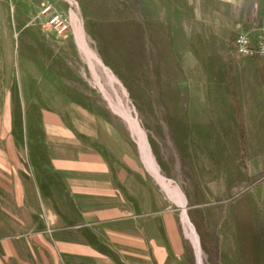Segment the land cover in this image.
I'll return each mask as SVG.
<instances>
[{
    "label": "rangeland",
    "instance_id": "374dc122",
    "mask_svg": "<svg viewBox=\"0 0 264 264\" xmlns=\"http://www.w3.org/2000/svg\"><path fill=\"white\" fill-rule=\"evenodd\" d=\"M6 2L3 31L19 64L0 100L16 107L19 132L29 118L34 137L17 143L24 164L27 149L39 165L48 158L39 118H62L135 158L185 210L202 264H264V86L232 88L227 78L264 58L233 51L238 33L264 43V0ZM131 121L183 207L146 166Z\"/></svg>",
    "mask_w": 264,
    "mask_h": 264
},
{
    "label": "crops",
    "instance_id": "0c3cea01",
    "mask_svg": "<svg viewBox=\"0 0 264 264\" xmlns=\"http://www.w3.org/2000/svg\"><path fill=\"white\" fill-rule=\"evenodd\" d=\"M5 3L0 92L19 64L3 31ZM255 62L227 75L232 88L264 86V58ZM15 108L0 100V264H194L180 212L135 158L47 115L38 124L48 158L39 165L27 149L25 165L17 143L34 136L26 113L19 132Z\"/></svg>",
    "mask_w": 264,
    "mask_h": 264
},
{
    "label": "bare ground",
    "instance_id": "6f19581e",
    "mask_svg": "<svg viewBox=\"0 0 264 264\" xmlns=\"http://www.w3.org/2000/svg\"><path fill=\"white\" fill-rule=\"evenodd\" d=\"M79 43L83 47V48L81 47L82 49L88 50L86 48L85 43L82 40H80ZM128 117L129 116L127 115L126 118L129 120ZM132 123H134L133 124V127H132V130L137 135L138 144H139V147L141 149V152H143L144 159H145V162L147 164L146 166H148L150 168V170L152 171V173L154 175H156L160 179V181L163 183V185H164V182H163L164 179L161 176H159V174H158L159 172L157 173L156 164L154 163V161H153V159L151 157V154H150V151H149V147H148L147 142L145 140L146 137L144 136L143 132L140 130V128L138 127V125H135L136 124L135 122H132ZM164 189L167 192V194H169V196H171L173 198L174 202L178 206L183 207L185 200H184L183 195L181 194V192L177 188H169L168 185H164ZM180 216H181L182 225L185 228L184 230H185L186 235H187V236L186 235L185 236L189 238V240H190V242H191V244L193 246V249L195 251L196 261H197L196 263L197 264H202L201 255H200V249H199V245H198L197 238L194 235V232H193V230L191 228V225L188 222L187 217H186L185 213L183 212V210H181Z\"/></svg>",
    "mask_w": 264,
    "mask_h": 264
},
{
    "label": "built area",
    "instance_id": "2783aa9c",
    "mask_svg": "<svg viewBox=\"0 0 264 264\" xmlns=\"http://www.w3.org/2000/svg\"><path fill=\"white\" fill-rule=\"evenodd\" d=\"M58 18H54L53 21H57ZM58 27L61 30L65 29L62 21H58ZM233 51L238 56L244 57H255L264 55V43L259 42V44L255 47L253 46L248 37L242 33H238L235 35L233 40Z\"/></svg>",
    "mask_w": 264,
    "mask_h": 264
},
{
    "label": "water",
    "instance_id": "95a60500",
    "mask_svg": "<svg viewBox=\"0 0 264 264\" xmlns=\"http://www.w3.org/2000/svg\"><path fill=\"white\" fill-rule=\"evenodd\" d=\"M183 212L185 213V210L183 209Z\"/></svg>",
    "mask_w": 264,
    "mask_h": 264
}]
</instances>
